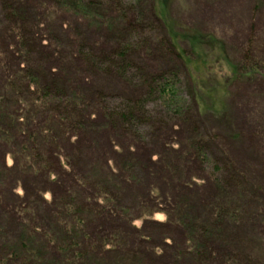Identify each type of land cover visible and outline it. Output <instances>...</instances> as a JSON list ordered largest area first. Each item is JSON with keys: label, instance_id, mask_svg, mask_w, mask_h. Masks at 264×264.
<instances>
[{"label": "trees", "instance_id": "1", "mask_svg": "<svg viewBox=\"0 0 264 264\" xmlns=\"http://www.w3.org/2000/svg\"><path fill=\"white\" fill-rule=\"evenodd\" d=\"M160 1L159 10L155 7L152 13L154 20L165 22L162 26L169 37V53L174 52L176 58L187 63L185 54L179 52V38L172 30L167 10L164 12L169 0ZM46 2V14L60 9L75 18L89 19V11L100 14L96 18L101 20L107 5L111 12L108 17L114 15L125 21L121 22L124 25L121 33L113 35L115 39L112 35L105 36L108 41L101 39L97 47H84L83 37L88 31L65 33L66 41L52 39L53 34L45 45V39L35 36L34 31L28 32L29 26L24 28L28 24L27 11L20 4L16 9L8 8L10 30L21 29L24 37L0 41V264H154L156 259H153L158 260L160 255L157 251L149 254L144 238L138 236L146 225H136L138 220L146 223L150 218V213L140 212L148 203V193L135 196L128 186L137 180L133 157L141 141L136 131L140 132L141 125L151 122L149 102L160 94L167 108L183 107L181 77L169 65L166 68L170 71L164 74L160 66L153 74L140 69L143 63L162 62L163 56L152 47L153 36L147 37L144 27L134 24L138 17L127 18L134 8L130 3L123 0H106V4L103 0ZM5 19L8 20L7 16ZM190 37L193 46L210 45L208 37L207 40L198 34ZM9 44L17 46L19 57L11 54L5 46ZM43 61L47 62V69ZM249 69L258 70V67L252 63ZM71 74L79 80L85 79L81 89L71 85L68 80ZM241 74L236 78L240 79ZM88 78L90 84H86ZM100 80L106 83L105 91L108 87L114 92L122 83L129 99L106 93ZM88 90L93 92V103L97 106L94 114L99 113L100 124L96 127L104 123L119 134L126 130L135 135L127 136L126 140L121 137L110 140V148L116 149L102 160L93 154L92 143L90 146L87 142L88 136L97 138L91 126H87L93 114L87 115L86 105L91 104L87 102ZM135 92L141 93L140 96L131 98ZM194 94L197 99V91ZM177 110L173 118L184 114V108ZM174 121L179 125L185 123L180 117ZM187 128V144L182 145L187 150L190 146L193 152L190 150L185 159L184 151L180 150L174 155L165 153V157L178 161L183 158L186 164L194 161V156L206 157L207 152L198 145L203 140L199 129L193 123ZM128 140H131L129 144ZM9 155L12 164L7 163ZM166 163L168 170L161 172L164 178L154 194L167 203L173 201L169 217L180 223L187 235L175 243L171 252L176 256L174 260H184L187 264H264L248 255L245 242L241 252L246 256L238 257L241 252L234 254L232 251L241 242L227 232L242 217L253 216V185L247 183V176L239 169L221 168L219 164L205 175L200 170L193 172L174 162ZM172 165L176 170H172ZM173 181L176 185H172ZM166 183L172 187L167 189ZM213 184L215 187L210 189ZM184 191L189 194H183ZM206 192L201 202L194 199ZM135 213L142 215L132 219ZM225 243L235 247L223 246ZM216 257L219 259L214 263ZM164 261L167 262V256ZM159 262L162 264L163 260Z\"/></svg>", "mask_w": 264, "mask_h": 264}, {"label": "rangeland", "instance_id": "2", "mask_svg": "<svg viewBox=\"0 0 264 264\" xmlns=\"http://www.w3.org/2000/svg\"><path fill=\"white\" fill-rule=\"evenodd\" d=\"M103 1L106 4V0ZM123 1L134 6L127 18L138 17L134 24H141L140 26L144 27L143 30L147 37L152 38L153 36L152 47L157 48V52L163 56V59L160 57L162 62L143 63L140 64V69L153 74L160 66L164 74L170 71L169 68H166L169 65L170 68L175 67L176 73L182 80L179 86L183 107L182 105L180 107L173 105L167 108L164 98H160V94L157 95L159 97L150 101L148 105L151 122L141 125L140 132L136 131V135H138L136 137L141 141L138 153L135 151L133 157L137 180L128 188L129 192L135 196L148 193L146 197L148 203L140 212L150 213V218L146 223H143V220H138L136 223L139 226L146 225L145 231L142 230L138 235L139 239L144 238L143 241H145L149 254L157 251V254L160 255L158 260L157 258L153 259H156L154 264H161L159 262L161 260H163L162 264H174L178 261L174 260L175 254L171 252L175 243L179 240L182 241L181 239L187 235L183 233L181 224L169 217V213L173 211V201L170 200L167 203L163 197L162 199L157 198L154 194L155 190L158 191L156 188L161 186V181L164 178L161 172L168 170L169 165L166 161L174 162V165L183 169L187 167L193 172L200 170L205 175L210 174L214 165L219 164L221 168L239 169L242 174L247 176V183L253 185L251 187L255 204L251 211L253 216L244 213L247 215L246 219L242 217V221L230 227L233 230L227 231L231 236H235L236 241L241 242L238 246L236 245L237 250L232 252L240 253L243 250L242 242H245V251L248 255L255 261L264 262V0H169L164 12L167 10L168 18L172 22V30L179 38L178 44L181 48L179 52L185 54L184 58L187 59V63L184 61L185 64L180 58H176L174 52L169 53V37L162 26L165 24L164 20L158 19L159 22L156 23L152 15L153 11L155 12V7L159 10L161 1ZM19 4L27 11L28 24L24 28L28 29L29 26L28 32L34 31L35 36L45 39V45H47L46 39L48 40L53 34L52 39L65 38L66 41L68 35L65 36V33L71 35L75 32L88 31L86 37H83V40H86L83 41L84 47L86 45L87 47H97L100 46L101 39L104 42L108 41L104 39L105 36L112 35L115 39L116 36L113 35L120 32L124 26L121 22L125 21L122 17L114 15L108 17L111 12L108 11L110 7L108 8L107 5L102 11L101 18L103 19L98 20L96 17H100V14L89 11V14L85 12L89 15V19L78 16L75 18L68 11L60 9L58 11L49 10L46 14L48 11L46 0H0V41L2 40L3 43L9 38L24 37L23 32H20L21 29L15 28L16 31H13L9 28L11 14L7 10L9 7L16 9ZM127 4L125 6L128 8ZM142 14H145L149 19H146ZM161 17L164 19L163 15ZM76 21L78 24L75 23ZM195 34L202 35L206 40L208 37L207 42L210 45L197 44L193 46L189 39L190 35ZM5 46L9 51L11 50L12 55L20 56L16 53L17 46H11V44ZM66 49L71 51L68 46ZM171 54L175 56L173 57ZM191 60H193L192 64H190ZM43 63L46 68L47 62L43 61ZM252 63L258 67V70L249 69ZM241 72V78L237 79L236 76ZM74 78L76 77L73 74L68 76L71 85L73 87L76 85L81 89L85 79ZM90 81L88 78L86 84H90ZM100 84L104 90L106 83L100 80ZM88 88L90 89V86ZM107 89L104 91L114 97L129 99V93L122 88V83L120 89H115V93L108 87ZM91 90L93 89L91 88ZM91 90H88V95L86 94L87 102L91 104L86 106L87 115L93 114L91 115L92 121L89 120L87 126H91L97 138L88 136L87 142L90 146L92 143L93 154L101 157L102 160L104 155L108 158L116 149L110 148V140H118L120 137L122 140H126L127 136L135 137V135L126 130L119 134L115 130L105 127L103 122H101L103 123L101 127H96L97 124H100L98 122L99 113L96 114L97 116L94 114L97 113V106L93 103L94 96ZM194 90L198 93L197 99L194 97ZM135 93L136 95L133 94L131 98H136L141 94ZM180 108H184V114L181 113L177 117L185 120L184 125L175 123L174 120L177 117L173 118V112ZM190 123L197 126L199 133L202 134L200 137L203 140L198 145L207 152V155L201 159L193 155L194 161L186 164L187 161H184L186 154L190 150L193 151L190 146L187 150L182 143L187 144V136H189L187 126ZM97 139L99 141L96 142ZM130 142L131 140L126 141L128 144ZM178 142L180 143L176 145ZM179 150L184 151V159L178 161L173 157H165V153L174 155ZM6 160L7 163L12 164L13 160L10 155L6 156ZM162 165L163 167L160 168ZM171 168L176 170L173 165ZM171 183L176 185V181ZM166 186L167 189L172 187L167 183ZM212 187L214 188L215 184L210 189H213ZM193 188L194 186H191V189ZM175 190L178 192L177 187ZM183 194L188 195L189 191H184ZM205 194L207 192L200 194L199 197L194 196V199L201 202ZM46 196L48 199L51 197L50 194ZM146 199L144 200L147 201ZM247 212L249 213V211ZM138 214H132L131 218L138 219ZM255 214L256 216H254ZM238 220L240 219L238 218ZM228 223L230 224V222ZM250 230L254 231V235ZM223 246L233 247L234 244L225 243ZM227 249L231 252V248ZM241 253V256L238 257L246 256L245 253ZM166 256L167 262L164 261ZM218 259L219 257H216L214 263ZM183 261L175 264H187Z\"/></svg>", "mask_w": 264, "mask_h": 264}]
</instances>
